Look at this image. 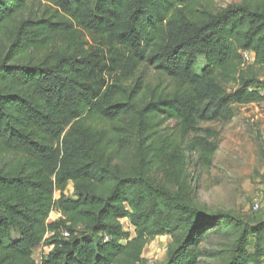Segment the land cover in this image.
Instances as JSON below:
<instances>
[{
	"label": "trees",
	"instance_id": "obj_1",
	"mask_svg": "<svg viewBox=\"0 0 264 264\" xmlns=\"http://www.w3.org/2000/svg\"><path fill=\"white\" fill-rule=\"evenodd\" d=\"M85 30L126 48L133 80L94 95ZM0 44V264H37L39 244L52 247L40 264H264V221L188 203L185 133L159 128L163 117L204 133L187 146L211 167L218 143L197 123L264 101V0H0ZM161 169L177 191L152 180ZM160 236L172 238L166 258L149 263L143 250ZM213 237L220 248L202 247Z\"/></svg>",
	"mask_w": 264,
	"mask_h": 264
},
{
	"label": "rangeland",
	"instance_id": "obj_2",
	"mask_svg": "<svg viewBox=\"0 0 264 264\" xmlns=\"http://www.w3.org/2000/svg\"><path fill=\"white\" fill-rule=\"evenodd\" d=\"M242 0H214L215 8L220 9ZM83 47L93 54V64L89 67L86 81L95 96H100L110 85L115 84L118 75L132 78L125 65L126 48L112 39L96 35L90 31L80 34ZM4 45L0 44V57ZM143 71V72H142ZM141 72L144 80L153 81L156 72L148 66H143ZM200 73V68H197ZM137 72L136 76L141 75ZM134 78H132L133 80ZM258 88H264V71L257 78ZM231 86H228V88ZM261 89V90H262ZM211 96H214L212 92ZM232 115L229 119L200 121L196 127L209 129L218 143L211 167L200 168L196 163L198 151L188 147L189 142H197L205 135L201 131H194L187 122L165 120L160 118V133L179 136L185 133L182 143L185 151V173L189 185L185 190V200L193 206L208 210L230 211L234 216L250 226L264 221V101L246 105L232 104L229 107ZM212 139H210L212 141ZM188 145V146H187ZM128 157L114 158V162L121 169L127 165ZM152 180L159 186L177 191V186L169 179L165 171L157 170L152 173ZM65 193H73V185L68 183ZM58 194L55 192L54 194ZM255 205L257 208L255 209ZM58 212L52 211L48 221L59 218ZM125 232L135 236L134 228L121 220ZM172 238L169 236L156 237L143 250V257L149 262L158 263L165 260L167 248ZM223 239L213 237L202 244V247L220 248ZM52 247L39 244L32 253L37 264L47 255ZM224 256L213 258L202 257L199 264H222Z\"/></svg>",
	"mask_w": 264,
	"mask_h": 264
},
{
	"label": "built area",
	"instance_id": "obj_3",
	"mask_svg": "<svg viewBox=\"0 0 264 264\" xmlns=\"http://www.w3.org/2000/svg\"><path fill=\"white\" fill-rule=\"evenodd\" d=\"M241 54H242V57H243V60L245 61V63H250L252 61V54L251 53H249L247 51H242ZM262 93L264 95V88L262 89ZM256 208H257V206L255 205V209ZM123 221H126L129 224V226H131V228L133 229L132 225L130 224V222L127 219H123ZM64 235L66 236L67 233L65 232ZM149 263H152V262H149Z\"/></svg>",
	"mask_w": 264,
	"mask_h": 264
},
{
	"label": "crops",
	"instance_id": "obj_4",
	"mask_svg": "<svg viewBox=\"0 0 264 264\" xmlns=\"http://www.w3.org/2000/svg\"><path fill=\"white\" fill-rule=\"evenodd\" d=\"M58 215H59V214H58ZM160 237H163V236H160ZM160 237H159V238H160Z\"/></svg>",
	"mask_w": 264,
	"mask_h": 264
}]
</instances>
